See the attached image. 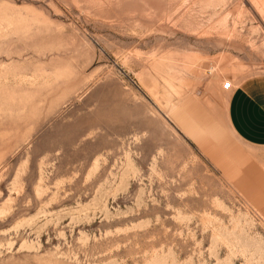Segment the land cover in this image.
I'll return each instance as SVG.
<instances>
[{"label":"rangeland","instance_id":"374dc122","mask_svg":"<svg viewBox=\"0 0 264 264\" xmlns=\"http://www.w3.org/2000/svg\"><path fill=\"white\" fill-rule=\"evenodd\" d=\"M264 0H0V264H264Z\"/></svg>","mask_w":264,"mask_h":264},{"label":"crops","instance_id":"0c3cea01","mask_svg":"<svg viewBox=\"0 0 264 264\" xmlns=\"http://www.w3.org/2000/svg\"><path fill=\"white\" fill-rule=\"evenodd\" d=\"M227 121L235 137L264 149V75L240 81L227 103Z\"/></svg>","mask_w":264,"mask_h":264}]
</instances>
